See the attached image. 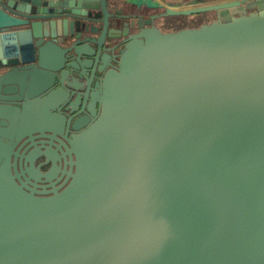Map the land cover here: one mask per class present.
<instances>
[{
    "label": "water",
    "instance_id": "water-1",
    "mask_svg": "<svg viewBox=\"0 0 264 264\" xmlns=\"http://www.w3.org/2000/svg\"><path fill=\"white\" fill-rule=\"evenodd\" d=\"M0 264H264V0H0Z\"/></svg>",
    "mask_w": 264,
    "mask_h": 264
},
{
    "label": "crops",
    "instance_id": "crops-1",
    "mask_svg": "<svg viewBox=\"0 0 264 264\" xmlns=\"http://www.w3.org/2000/svg\"><path fill=\"white\" fill-rule=\"evenodd\" d=\"M163 3L165 8L170 10H181L188 6H202V5H209L214 4L217 2H223L227 0H156ZM184 24H195L192 26H197L206 21H212L216 18V14L214 12H209L207 14H195L190 16H184ZM173 19V16L166 17L164 21H162V27L168 28L170 26H175L174 24H181V21L176 22Z\"/></svg>",
    "mask_w": 264,
    "mask_h": 264
},
{
    "label": "flooded vegetation",
    "instance_id": "flooded-vegetation-1",
    "mask_svg": "<svg viewBox=\"0 0 264 264\" xmlns=\"http://www.w3.org/2000/svg\"><path fill=\"white\" fill-rule=\"evenodd\" d=\"M82 108V107H81ZM80 108V110H81ZM62 140H65L66 141V138L61 136L60 137ZM38 140V139H37ZM60 144H62L61 142H59ZM40 161L37 162V164H39ZM50 164L47 165V166H42L41 169L42 170H47L49 168ZM62 175V173H60V176ZM66 178V175L59 181V184L63 182V180ZM41 184H48L50 183L49 181H40Z\"/></svg>",
    "mask_w": 264,
    "mask_h": 264
},
{
    "label": "rangeland",
    "instance_id": "rangeland-1",
    "mask_svg": "<svg viewBox=\"0 0 264 264\" xmlns=\"http://www.w3.org/2000/svg\"><path fill=\"white\" fill-rule=\"evenodd\" d=\"M192 25H195V24H178L176 27L174 26H170L168 28H165V30H176V29H180V28H183V27H189V26H192Z\"/></svg>",
    "mask_w": 264,
    "mask_h": 264
},
{
    "label": "trees",
    "instance_id": "trees-1",
    "mask_svg": "<svg viewBox=\"0 0 264 264\" xmlns=\"http://www.w3.org/2000/svg\"><path fill=\"white\" fill-rule=\"evenodd\" d=\"M184 16H173V19H175V21L176 22H179V21H181V24L183 23V21H184V18H183ZM175 22V23H176ZM184 24V23H183ZM175 26L174 27H176L178 24H174ZM200 25V24H199Z\"/></svg>",
    "mask_w": 264,
    "mask_h": 264
}]
</instances>
